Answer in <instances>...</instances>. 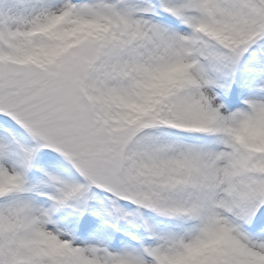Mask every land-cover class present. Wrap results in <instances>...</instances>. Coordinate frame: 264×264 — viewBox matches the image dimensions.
Masks as SVG:
<instances>
[{
	"label": "snow or ice",
	"instance_id": "1",
	"mask_svg": "<svg viewBox=\"0 0 264 264\" xmlns=\"http://www.w3.org/2000/svg\"><path fill=\"white\" fill-rule=\"evenodd\" d=\"M0 264H264V0H0Z\"/></svg>",
	"mask_w": 264,
	"mask_h": 264
}]
</instances>
